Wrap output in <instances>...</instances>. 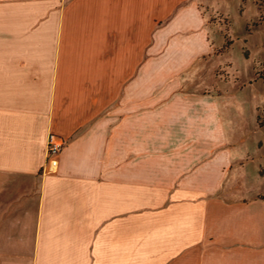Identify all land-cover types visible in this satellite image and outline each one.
<instances>
[{
    "label": "crops",
    "instance_id": "obj_1",
    "mask_svg": "<svg viewBox=\"0 0 264 264\" xmlns=\"http://www.w3.org/2000/svg\"><path fill=\"white\" fill-rule=\"evenodd\" d=\"M207 40L200 0H0V264H264Z\"/></svg>",
    "mask_w": 264,
    "mask_h": 264
},
{
    "label": "rangeland",
    "instance_id": "obj_2",
    "mask_svg": "<svg viewBox=\"0 0 264 264\" xmlns=\"http://www.w3.org/2000/svg\"><path fill=\"white\" fill-rule=\"evenodd\" d=\"M200 11L208 46L183 87L223 106L233 152L248 154L264 182V0H200Z\"/></svg>",
    "mask_w": 264,
    "mask_h": 264
},
{
    "label": "built area",
    "instance_id": "obj_3",
    "mask_svg": "<svg viewBox=\"0 0 264 264\" xmlns=\"http://www.w3.org/2000/svg\"><path fill=\"white\" fill-rule=\"evenodd\" d=\"M63 139L55 133H48L46 141V161L43 169L54 171L58 165Z\"/></svg>",
    "mask_w": 264,
    "mask_h": 264
}]
</instances>
